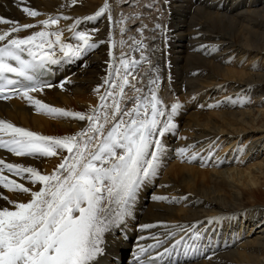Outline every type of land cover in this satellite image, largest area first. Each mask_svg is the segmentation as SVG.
Returning <instances> with one entry per match:
<instances>
[{
    "label": "bare ground",
    "instance_id": "bare-ground-1",
    "mask_svg": "<svg viewBox=\"0 0 264 264\" xmlns=\"http://www.w3.org/2000/svg\"><path fill=\"white\" fill-rule=\"evenodd\" d=\"M128 1L117 0L114 4L109 0L107 3L116 9L118 8L116 5L120 6ZM179 2L172 4L176 13L179 12L176 15L184 18L182 24L177 26L179 32L176 33V38H183V28L186 32H194L190 26L196 25L200 31H204L200 37L204 36L211 40L204 42L209 46L207 47L209 50H213V47L217 51L222 47V50L229 49L222 53L214 52L213 59L203 58L196 52H186L190 45L196 46L189 40L187 43L175 44L176 46L169 50L170 60L182 65L184 74L197 75L184 81L185 91L180 89L182 92L177 93L173 101L164 100L166 113L171 112L170 106L174 103H179L181 107L172 115L174 127L166 132L167 137L165 136L166 139L162 141V152L155 174L145 181L148 185L154 181L155 188L153 192L149 191L148 202L139 215L140 220L135 219L138 229L147 231L139 232V238L143 241L149 239L144 242L149 244L156 241V237L170 236L168 240L162 242L169 246L174 245L181 236L184 237L183 241L190 242L194 241L193 232H182L173 226L180 225L187 229L195 224L197 225L195 231L200 233L204 243L195 242L191 248L195 246V250L202 249L204 258L195 263L184 264H264V71L261 72L264 69V30H260V26H264V6L251 9L250 5L255 6V3H260L261 0L249 3L240 0L234 4V12L224 14L216 10L224 0H215L213 3L209 0H197L206 2V6L210 8L212 6L215 10L194 6L193 12L189 13L191 0H184L187 6L182 0ZM104 4V0H76L75 4H72V0H0V17L18 21L20 24H36L49 16L70 17L68 20L61 18L59 25L52 26L49 30L55 31L58 28L63 33L62 38H68L75 45L74 41L77 40L69 28L77 19L94 15ZM242 6L246 9H240ZM23 7L37 10L41 15L29 17L22 11ZM226 8L227 6L224 10L227 11ZM123 13L115 14L116 21L125 18ZM125 19L128 20L127 17ZM104 22L106 26H102ZM126 24L125 26L128 25ZM118 25L123 24H114V19L110 23L106 13L96 25L81 30L91 34L93 41L98 44L97 48L77 59L76 63L84 66L77 69L67 83L61 84L62 87L61 85L45 87L42 92L32 95L50 106L89 113L99 98L95 89L104 84L105 67L111 51L109 36L113 35L114 41L117 36L119 37ZM9 28L10 25L0 24V31ZM38 30L40 28L36 27L14 35L22 38ZM101 41L104 43H100ZM118 43L122 50L120 40ZM56 51L58 55V47ZM141 79V83H144L143 78ZM174 79L173 76L171 85ZM105 86L100 87V94L103 93ZM238 87L239 90L229 93ZM254 89L259 96L255 99L252 98ZM207 95L208 98L205 99ZM248 97L250 100L247 101ZM0 117L8 118L14 124L25 125L35 132L48 136L74 135L80 126L84 125L83 121L71 117H54L37 112L34 106L19 95L0 102ZM165 117L167 118V115ZM172 136H175V142L170 149L167 148L166 140ZM206 145L207 148L203 147L197 152L198 146ZM180 148L192 150L182 156L178 153ZM65 152H61L60 155ZM193 155L195 159H191ZM57 156L32 158L12 154L10 159H4L6 162L33 166L42 173H48L59 164ZM12 179H17L18 182L25 183V186L33 189V185L28 181L18 177ZM0 190L4 192L0 196V208L13 206L2 200L3 196L17 202H27L30 199V194L9 192L2 187ZM156 196L169 199L156 200L154 199ZM185 197L186 199H183ZM172 198H175V201ZM136 199L138 200L137 197ZM216 212L220 213L223 226L226 216L236 225L234 231L225 238L226 241L233 242L226 244L231 249L225 252H214L211 248L214 245L213 241L208 246L205 243V234L201 233L203 225L200 217L210 215V218H213L212 213ZM134 215V212L130 214V209L126 214L127 219L131 220ZM143 225L154 227L143 228ZM173 232L176 233L174 236L169 235ZM222 239L223 237L219 241Z\"/></svg>",
    "mask_w": 264,
    "mask_h": 264
},
{
    "label": "snow or ice",
    "instance_id": "snow-or-ice-1",
    "mask_svg": "<svg viewBox=\"0 0 264 264\" xmlns=\"http://www.w3.org/2000/svg\"><path fill=\"white\" fill-rule=\"evenodd\" d=\"M75 3L76 0H72V4ZM22 11L32 18L41 15L30 7H23ZM106 13L112 23L107 0L94 15L77 19L69 31H74L83 21L96 20ZM61 18L71 19L49 16L36 24H20L0 17V24L10 25L9 29L0 31V99L19 95L37 112L88 122L85 129L74 135L48 136L0 119V149L17 157L32 158L68 153L61 157L51 173L0 158V187L9 192L30 194L27 202L2 197L13 206L0 208V264H95L96 258L105 252V233L124 219L141 183L155 174L162 152L159 137L174 127L172 115L181 107L174 103L170 106L171 112L166 113L164 101L158 95V76L148 79L147 92L138 86L142 79H137L134 70L142 62L151 63L143 51L139 60L121 54L119 66H116V57L109 52V73L104 84L95 89L101 103L90 108L89 113L57 108L35 98L32 93L52 87L41 80L49 65L79 58L98 47L91 34L85 31L75 32L78 41L75 45L65 43L61 30H49L58 26ZM124 22L122 17L115 23ZM36 27L40 30L25 37L14 35ZM156 28L160 29L161 25L157 24ZM126 30L121 28V34ZM138 31L142 33L143 28ZM109 41L114 48L116 44L111 35ZM120 43L125 42L121 40ZM134 43L136 50L146 47L142 40ZM57 47L60 55H57ZM105 85V92L100 94V87ZM129 87L135 94L133 97H127L125 90ZM125 99L132 101V107L125 106ZM166 115L167 119L162 120ZM187 151L180 148L178 153L183 156ZM195 158V155L191 157ZM12 176L40 187L33 190L10 178ZM154 199L169 198L156 196ZM219 219L210 218L207 222L212 224ZM173 227L193 232L194 239L200 238L195 224L187 229L180 225ZM183 239L181 236L172 248L180 245ZM161 243L157 240L149 248H158ZM191 250L194 251L195 246ZM147 251L143 246L139 248L140 255ZM171 254V249L165 248L156 257H149L148 264H155L157 259ZM137 260L144 264L139 255Z\"/></svg>",
    "mask_w": 264,
    "mask_h": 264
},
{
    "label": "rangeland",
    "instance_id": "rangeland-1",
    "mask_svg": "<svg viewBox=\"0 0 264 264\" xmlns=\"http://www.w3.org/2000/svg\"><path fill=\"white\" fill-rule=\"evenodd\" d=\"M108 1L109 0H107V2ZM116 1L117 0H112V2H114V4H115ZM143 1L144 2L142 3V1L138 2V0L137 1L134 0L133 2H130V0H129L128 2H125L122 5L120 4V6L116 5V7L119 6V8L120 7L122 8V10H121L122 13L124 11L123 15L125 16V18L126 17L128 18L129 21L125 19L126 23L129 22V24H130L131 22L135 21L132 25H130V27H131L130 31L126 30L123 34H121V28H125L126 27L125 26L126 23L124 22L122 26L118 25V27L120 28V30L118 28L119 37L117 36L116 48L115 47L113 48V50L115 49L117 52L119 50V55L117 56L116 61L117 60L119 61V58H120L121 54H124L125 56H127L129 58H135V59L139 60L140 56H141V51H143L144 55L147 56L149 58V60H155L156 57H159L160 59H163L164 56H166L167 54H169V56H170L169 50L171 51V49L174 46H176L175 44L180 45V44H183V42L187 43L189 41L195 43L196 46L194 47V45H192V46L190 45V48L186 52H189V51H191L193 53L196 52L198 55H200L203 58L204 57H208V58H212L213 59L215 53H217L218 51H219L218 53H222V52H225L226 50L229 49V48H225L224 50H222L223 49V47H222L221 49H218V51H217L213 47V50L212 49L209 50L208 49L209 46L204 44V42L205 41H211V40H209L208 38H205L204 36L200 37V36H202L204 31L203 32L200 31L199 27H197L196 25H194L193 27L190 26V29L193 30L194 32H188V31L186 32V30H184V28H183V30H184V31L182 30V33L184 32L183 33V38L182 39L176 38L177 37L176 33L179 32L177 30V26H178V24L179 25L182 24L181 21L184 18H182V17L179 18L176 15L179 12L176 13V10H174L172 4H179L180 3L179 0H173V1L172 0H154V1L153 0H143ZM210 1H211V3L215 2V0H209V2ZM238 1H240V0H230V1L229 0H224V2L222 4L220 2L221 6H220V8L218 7L219 9L217 8L216 10L218 12H221V13H224V14H231L232 12H234V10H233L234 7H235L234 4H236ZM246 1L249 3V2H252L253 0H246ZM105 2H106V0H104V3ZM110 2H111V0H110ZM182 2H184V0H182ZM191 2H192V4L189 7V9H190L189 13L193 12L195 7H200V8L204 7V9H210L212 11L215 10L212 6H211V8H210V6H206L207 5L206 2H204V3L203 2H197V0L196 1L195 0H191ZM184 4H185V6H187L186 2H184ZM205 6L207 8H205ZM226 6H227V8H226L227 11L224 10ZM263 6H264V0H261L260 3L259 2L255 3V6L254 5H250L249 8L253 9V8H259V7H263ZM126 7L128 9H124ZM141 7H143V8H141ZM111 9H112V7L109 10H111ZM186 9H188V8H186ZM240 9L245 10L246 7L242 6V8L240 7ZM130 10H131V12H130ZM170 10H172V11H170ZM127 14L128 15H132V16H128ZM136 16H137V18H135ZM178 20H180L181 23ZM183 23H185V22H183ZM157 24L162 25L160 29L156 28ZM260 27H261L260 30L263 31L264 30V26L263 27L260 26ZM141 28H143V32L142 33L140 31H138V29H141ZM161 33H162V35H161ZM196 38H197V40H196ZM119 40L120 41L123 40L125 42L123 44V46H122V50L120 48L121 47L120 44L118 43ZM141 40H142L144 45H146L148 43L147 44L148 48L144 47L141 50H136V44L134 43V41H141ZM163 40H164V42H163ZM201 46H205V50H204V47L202 48ZM191 47H193V48H191ZM200 47H201V49H200ZM174 49H176V48H174ZM167 50H168V52H167ZM223 54H225V53H223ZM160 62H161V66L159 68V71L162 74L161 75L162 77H161V85L159 87V93L164 92V91L173 93V89L172 88H174L175 90L176 89L177 90L186 89L185 85H184V83H185L184 81L188 80L187 78H189L191 76L195 77L197 75L195 73L184 74L183 73V68L181 69L182 65H180L179 63L176 64L175 62H172V61L169 62V63H165V62L163 63V61H161V60H160ZM258 63H260V62H258ZM146 64H147V62H142L139 66L143 67V66H146ZM139 66L134 70V73H133L134 75H136L135 71L138 70ZM262 71H264V69H262L261 72ZM169 72H171L174 75L175 79L173 81L174 82L173 84L175 86L173 84L171 85V83H168L169 78H168L167 74ZM153 73H154L153 71H149L148 72V74L150 76L149 78H154ZM133 82H135V81H133ZM181 83H182V85H181ZM193 86H194V84H193ZM239 88L240 87H238L236 90L235 89L231 90V91H229V93L233 92V91H237ZM130 90L132 91L131 88H130ZM255 91L256 90L254 89V92H253L254 96L252 97L253 99H255L256 97H259V96L256 95L258 92L257 91L255 92ZM134 95L135 94L133 92L131 97H133ZM173 97H174V95H173ZM233 98H235V95L233 96ZM248 100H250L249 97H248L247 101ZM127 101L125 102L126 104L124 103L125 106L128 107V108L132 107V101L131 100H127ZM173 142H174V140H173ZM150 190L151 189L149 188L148 192ZM2 200H4V199H2ZM170 204H172V203H170Z\"/></svg>",
    "mask_w": 264,
    "mask_h": 264
}]
</instances>
